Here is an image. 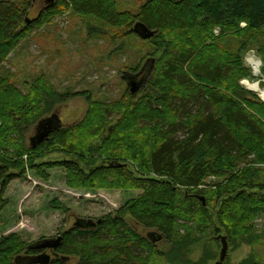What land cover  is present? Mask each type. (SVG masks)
<instances>
[{
    "label": "trees",
    "instance_id": "trees-1",
    "mask_svg": "<svg viewBox=\"0 0 264 264\" xmlns=\"http://www.w3.org/2000/svg\"><path fill=\"white\" fill-rule=\"evenodd\" d=\"M23 1H0V68L21 42L68 10L130 30L161 52L130 74L146 77L138 92L127 87L111 103L88 95L80 122L30 148L27 129L81 93L58 92L44 77L26 82L23 91L0 76V210L11 182L27 172L47 182L54 168L64 171L70 189L141 191L94 227L65 231L49 264L69 257L77 264L172 262L173 251L221 231L232 247L262 241L263 251L254 249L241 264H264V237L253 226L264 216V177H257L258 161L251 158L264 157V125L243 108L238 84L248 77L240 59L248 48L257 49L264 73V0H148L136 14L117 11L115 0H54L34 19L26 17L31 0ZM139 25L152 37L142 39ZM245 103L264 119V105ZM53 153L70 159L36 163ZM211 177L218 181L207 183ZM216 208L215 222L209 209ZM126 215L161 236L170 252L137 234ZM42 252L16 235L0 239V264H33Z\"/></svg>",
    "mask_w": 264,
    "mask_h": 264
},
{
    "label": "rangeland",
    "instance_id": "rangeland-1",
    "mask_svg": "<svg viewBox=\"0 0 264 264\" xmlns=\"http://www.w3.org/2000/svg\"><path fill=\"white\" fill-rule=\"evenodd\" d=\"M2 1L24 3L23 0ZM115 1L117 11L136 14L148 0ZM45 5L44 0H31L26 17L34 19ZM215 31L217 29L214 30L213 36L217 39L221 34H218V31L216 34ZM129 32L130 30L106 26L94 18L68 10L55 16L50 23L21 42L1 66L0 76L11 78L23 91L26 82L44 77L46 82L58 92L81 93L59 104L45 116V118L56 116L54 125L68 128L84 118L88 109L86 99L88 95L91 100L103 103L119 100L127 88L125 75L140 69L146 59L152 56L158 59L161 56V52L154 53L155 48L150 43L142 41L136 35L128 34ZM256 51V48H248L242 52L240 59L243 69L248 72V77L241 79L238 84L243 91V108L256 115L257 120L264 125L263 117L253 113L245 103L248 101L264 105V73L261 70L263 61ZM255 64L259 65L260 71L253 69ZM253 83L258 84L257 91L245 85ZM36 125L37 123L30 126L25 133L27 148H30L31 139L35 136ZM258 154L259 158L256 153L251 156L258 161V164H254L252 168L259 171L257 177H264V157ZM69 159L63 154L53 153L36 163H53ZM128 163V170L133 171L135 165L129 161ZM244 168L245 165L239 166L238 170ZM47 174L49 180L43 182L33 172H27L22 179L15 180L8 186L4 194L6 204L0 210V239L16 235L27 245L56 239L73 228L77 220L96 222L141 194L140 190L132 189H70L65 185V174L62 169L54 168L47 171ZM215 181L218 180L211 177L207 183ZM202 203L206 205L204 198ZM58 206L66 209V212L58 209ZM217 210L218 208L209 209L215 222ZM124 220L141 236L145 237L150 232L137 225L127 215ZM253 226L256 235L264 237L263 215L255 217ZM221 237L226 238L227 244V251L221 264H241L254 249L263 251L262 241L254 247L247 244L232 247L221 231L218 235L201 237L180 251H173L172 262L160 260L155 264H215L221 258ZM157 247L167 254L171 248L165 242H159ZM24 255L23 253L21 256ZM21 262V259H17L15 264ZM77 262L76 257L63 260V264H77Z\"/></svg>",
    "mask_w": 264,
    "mask_h": 264
},
{
    "label": "water",
    "instance_id": "water-1",
    "mask_svg": "<svg viewBox=\"0 0 264 264\" xmlns=\"http://www.w3.org/2000/svg\"><path fill=\"white\" fill-rule=\"evenodd\" d=\"M46 6H51L54 2V0H44ZM137 34L142 38H150L152 37V33L149 32L147 29L143 28L142 26L136 27ZM145 76L140 77V74L138 75H125L126 85L129 88V92L131 94H135L138 92L141 88V86L145 82ZM57 120L56 116H52L49 118H45L41 121H39L36 125L35 129V136L31 139V147H34L36 144L43 142L44 140H47L48 135L50 132H52L55 129H59V127L54 125V121ZM96 222L94 221H83V220H77L74 224V227L78 228H92L94 227ZM152 243L159 242L162 237L156 235L155 233H147L146 235ZM221 243H222V251H221V258L220 261L215 264H221V262L224 259V256L227 251V244H226V238L221 237ZM61 236L57 237L56 239H49V240H42L41 242L37 244H32L31 248L41 250L43 251L40 255L32 258L31 262L33 264H49L51 257L55 256V250L60 244ZM50 251L51 253L48 254L47 251Z\"/></svg>",
    "mask_w": 264,
    "mask_h": 264
},
{
    "label": "bare ground",
    "instance_id": "bare-ground-1",
    "mask_svg": "<svg viewBox=\"0 0 264 264\" xmlns=\"http://www.w3.org/2000/svg\"><path fill=\"white\" fill-rule=\"evenodd\" d=\"M255 69H257V65L255 64ZM254 69V70H255ZM253 70V69H252ZM253 70V71H254ZM249 89H251V90H253V91H257V86H258V84H256V83H253V84H251V85H247V84H245Z\"/></svg>",
    "mask_w": 264,
    "mask_h": 264
},
{
    "label": "built area",
    "instance_id": "built-area-1",
    "mask_svg": "<svg viewBox=\"0 0 264 264\" xmlns=\"http://www.w3.org/2000/svg\"><path fill=\"white\" fill-rule=\"evenodd\" d=\"M244 26H245V24H241V27H244ZM217 31H218V30H217ZM217 31H215L216 34H217ZM256 65H257V70L260 71V70H259V67H258L259 65H258V64H256ZM253 69H255V65H253Z\"/></svg>",
    "mask_w": 264,
    "mask_h": 264
},
{
    "label": "flooded vegetation",
    "instance_id": "flooded-vegetation-1",
    "mask_svg": "<svg viewBox=\"0 0 264 264\" xmlns=\"http://www.w3.org/2000/svg\"><path fill=\"white\" fill-rule=\"evenodd\" d=\"M47 252H49V254L51 253L49 250Z\"/></svg>",
    "mask_w": 264,
    "mask_h": 264
}]
</instances>
